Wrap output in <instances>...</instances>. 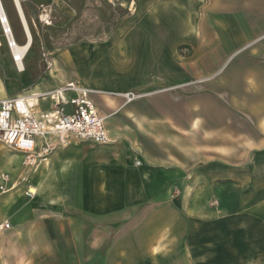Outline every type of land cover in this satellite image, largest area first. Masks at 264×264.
Instances as JSON below:
<instances>
[{"label": "crops", "instance_id": "obj_1", "mask_svg": "<svg viewBox=\"0 0 264 264\" xmlns=\"http://www.w3.org/2000/svg\"><path fill=\"white\" fill-rule=\"evenodd\" d=\"M124 1L152 10L59 50L33 83L0 67V98L34 113L69 81L95 90L112 138L72 137L28 172L0 142L16 183L0 264H264V0Z\"/></svg>", "mask_w": 264, "mask_h": 264}, {"label": "built area", "instance_id": "obj_2", "mask_svg": "<svg viewBox=\"0 0 264 264\" xmlns=\"http://www.w3.org/2000/svg\"><path fill=\"white\" fill-rule=\"evenodd\" d=\"M0 24L4 34L10 33V29L3 28L7 24L5 15L4 18L0 17ZM67 92H73L74 96L68 99ZM95 92L69 81L45 94L53 100L54 106L38 113L32 111V106L24 97L0 98V142L20 154L21 166L27 172L34 170L57 147L67 144L72 137L99 144L111 142L112 138L104 124L106 116L100 113L91 98V94ZM120 95L126 102L142 96L138 92H125ZM15 186L16 183L11 181L8 173L0 174V192ZM25 194H35L31 185L27 186ZM9 228L8 221L0 222V232Z\"/></svg>", "mask_w": 264, "mask_h": 264}, {"label": "rangeland", "instance_id": "obj_3", "mask_svg": "<svg viewBox=\"0 0 264 264\" xmlns=\"http://www.w3.org/2000/svg\"><path fill=\"white\" fill-rule=\"evenodd\" d=\"M39 1L18 0L21 12L24 9L30 19L29 30L23 16L31 32L32 43L23 58L25 84L33 83L40 73L46 70L51 57L59 50L82 40H103L99 37L128 26L129 24L124 21L129 20V17L152 10L148 8L142 11L141 8L131 6L127 1L122 2L123 0H62L57 4L51 1L45 5L40 4ZM1 2L6 3L5 8L10 15L12 14L18 38L23 41L25 33L20 17L19 22L17 21L15 0H1ZM11 54L0 25V67L2 71L9 73V75L6 73L8 77H13L10 68L13 62ZM17 155L19 160L20 155Z\"/></svg>", "mask_w": 264, "mask_h": 264}, {"label": "bare ground", "instance_id": "obj_4", "mask_svg": "<svg viewBox=\"0 0 264 264\" xmlns=\"http://www.w3.org/2000/svg\"><path fill=\"white\" fill-rule=\"evenodd\" d=\"M15 5H16V9H17L18 15L20 17V21H21L25 36H26V41H25L24 44H19V43H17L14 40L11 21H10V19H9L7 13H6L4 5L2 4V2L0 0V7H1V9H2V11H3V13H4L5 17H6V20H7V25H5V27L10 29V33H11V34H9V32H7V37H8L7 45L9 46V48L11 50L12 59H13L15 65L17 66L18 70L19 71H23L24 70L23 58L25 57V55L27 54V52L30 49L31 35H30L29 30H28L27 24H26V22H25V20H24V18L22 16V12H21L18 0H15ZM4 36L6 37L5 34H4ZM31 190L35 191V187L31 186Z\"/></svg>", "mask_w": 264, "mask_h": 264}, {"label": "trees", "instance_id": "obj_5", "mask_svg": "<svg viewBox=\"0 0 264 264\" xmlns=\"http://www.w3.org/2000/svg\"><path fill=\"white\" fill-rule=\"evenodd\" d=\"M50 2V0H40L39 1V3L40 4H42V5H45V4H48ZM3 3V5H5L6 3L5 2H2ZM13 3H14V1H13ZM15 6V5H14ZM6 7V5L4 6V8ZM5 10H6V8H5ZM23 11V15H24V18H25V20H26V22H27V24H28V27H29V30H30V19H29V17H28V15H27V12L24 10V9H22ZM6 13H7V15H8V17H9V19H10V21H11V25H12V31H13V38H14V40L17 42V43H19V44H24L25 43V41H26V36H25V39L23 40V41H20L19 40V38H18V35H17V31H16V29H15V24H14V22H13V20H12V14L10 15L9 14V12H7V10H6ZM16 17H17V21L19 22V19H18V15H16ZM22 26V25H21ZM24 31V30H23ZM31 33V32H30ZM2 35H3V33H2ZM31 46H32V43H31V45H30V48H31ZM30 50V49H29Z\"/></svg>", "mask_w": 264, "mask_h": 264}, {"label": "water", "instance_id": "obj_6", "mask_svg": "<svg viewBox=\"0 0 264 264\" xmlns=\"http://www.w3.org/2000/svg\"><path fill=\"white\" fill-rule=\"evenodd\" d=\"M20 5V4H19ZM22 16H24V15H22ZM0 17L1 18H4V15H3V11H2V9H1V7H0ZM5 25H7V24H4L3 25V28H5V30H8V28L7 27H5ZM9 34H11V33H9ZM6 35V41H8V37H7V34H5ZM12 38V37H11ZM9 43V42H8Z\"/></svg>", "mask_w": 264, "mask_h": 264}]
</instances>
